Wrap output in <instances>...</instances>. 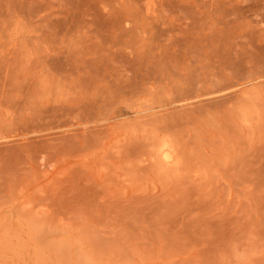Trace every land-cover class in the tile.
<instances>
[{"label":"rangeland","instance_id":"1","mask_svg":"<svg viewBox=\"0 0 264 264\" xmlns=\"http://www.w3.org/2000/svg\"><path fill=\"white\" fill-rule=\"evenodd\" d=\"M0 264H264V0H0Z\"/></svg>","mask_w":264,"mask_h":264}]
</instances>
